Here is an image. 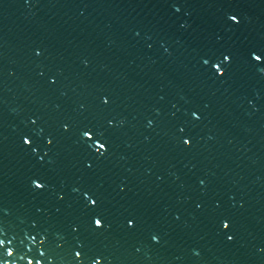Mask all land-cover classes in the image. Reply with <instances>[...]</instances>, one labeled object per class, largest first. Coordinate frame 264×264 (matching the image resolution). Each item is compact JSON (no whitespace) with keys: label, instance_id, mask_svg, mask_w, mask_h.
Listing matches in <instances>:
<instances>
[{"label":"water","instance_id":"1","mask_svg":"<svg viewBox=\"0 0 264 264\" xmlns=\"http://www.w3.org/2000/svg\"><path fill=\"white\" fill-rule=\"evenodd\" d=\"M228 13L241 23L231 26ZM262 46L264 0H0V238L14 249L7 260L264 264V73L243 56L223 79L203 65L227 49ZM85 124L106 131L104 159L84 146ZM26 133L38 154L22 144ZM41 177L48 187L38 191L32 180ZM84 190L99 207L85 206ZM99 213L111 225L105 231L93 229ZM129 216L135 229L125 226ZM223 216L232 218V242ZM38 231L47 234L43 245L28 235Z\"/></svg>","mask_w":264,"mask_h":264},{"label":"snow or ice","instance_id":"2","mask_svg":"<svg viewBox=\"0 0 264 264\" xmlns=\"http://www.w3.org/2000/svg\"><path fill=\"white\" fill-rule=\"evenodd\" d=\"M177 11L180 9L177 8ZM242 21V17L238 13H228L227 14V22L235 27L238 26ZM40 53L37 52V55ZM240 56H243L246 58V62L249 65H253L256 67H259L260 72L264 73V46L262 47H251L247 49L244 52H240L238 50L234 49H227L225 51H221L218 54V58L209 56L206 59H203V65L208 66V70L210 74L216 78V79H223L226 77L229 69L231 68L234 60ZM41 76H43V73H40ZM50 84L55 85L56 79L55 77L50 78L49 80ZM101 103L103 105H108L110 103V97L105 95L101 99ZM192 117L195 121H199L202 119L201 114L198 111H192L191 113ZM40 117H32L30 118V123L32 125H37L39 123ZM149 123L151 124L152 121L150 120ZM107 124L109 126L114 127L116 124V121L114 119H109L107 121ZM72 125L68 122H64L61 125V129L63 132L67 133L71 130ZM179 131L181 133H185L184 136L181 137V142L186 147H191L194 143L193 138L191 135L187 134V129L185 127H180ZM80 137L82 138V142L86 148H91L94 153L97 156V159H104L109 151L111 150V142L108 138L106 131L99 130L95 125L85 124L79 129ZM56 142V137L54 135H49L46 138V145L52 146ZM22 144L27 146L28 149L33 153H39L40 149L38 147H35L36 144L35 138L31 137L29 134H24L22 136ZM47 153H45V156ZM45 156H39V160L43 162L45 159ZM93 163H87L86 167L91 169L93 168ZM201 184L204 183V181L200 182ZM32 185L35 190H45L48 187V183L45 179L41 178H34L32 180ZM124 188H121V191H123ZM77 191H80L77 189ZM82 197L85 203L86 207L92 208V207H99V196L95 195L90 190H84L82 193ZM58 199L63 201L65 199V196L63 194L58 195ZM197 208H202L203 205L200 203H197ZM176 219H179L177 216ZM91 222L93 225V229L95 231H105L111 227V225L108 223L107 218L102 214H96L91 217ZM220 229L224 232L227 241L232 242L235 240V233L231 232L230 229L232 227V218L229 216H223L221 217L220 221ZM125 226L129 229H135L137 226V219L135 216H129L125 220ZM38 227V222L34 221L32 224V228L36 229ZM74 231H79L78 225H73ZM0 235H2V230H0ZM31 241L35 243L37 241V238L39 237V242L41 245H43L47 241V234L43 232H37L36 235H32L31 233L28 234ZM151 239L155 241L156 243L160 242V236L158 234H153L151 236ZM12 244V240H6V238H0V264H11V261L7 260V257H11L14 255V249L10 247L9 245ZM83 247V246H82ZM264 251V249H262ZM40 255L43 257L45 255L44 252H41ZM198 255V253H197ZM75 258H81L82 257V251L77 250L74 252ZM103 258L98 257L95 258L92 261V264H102ZM29 264H32V261L29 260ZM37 264H44V262L38 261ZM77 264H84L82 259L77 260Z\"/></svg>","mask_w":264,"mask_h":264}]
</instances>
